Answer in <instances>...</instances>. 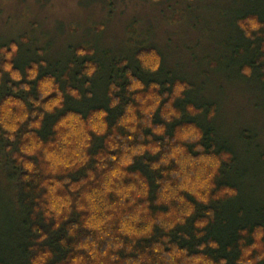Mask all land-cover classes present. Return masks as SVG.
<instances>
[{"label": "trees", "instance_id": "1", "mask_svg": "<svg viewBox=\"0 0 264 264\" xmlns=\"http://www.w3.org/2000/svg\"><path fill=\"white\" fill-rule=\"evenodd\" d=\"M249 2L259 9L233 18L241 40L233 47L237 54L229 67L237 68L247 80L254 78L264 93V0ZM249 21L260 27L253 29ZM24 41L0 44V120L9 100L23 103L29 114L14 134L0 124V170L4 169L12 191L9 200H0V264H33L41 256L48 257L45 264H73L81 257L83 264H264V205L250 209L242 195L240 177L233 172L236 154L218 140L213 128L218 108L197 103L191 97L195 85L189 80L166 75L157 49L140 47L127 57L113 59L107 67L95 60L93 49L76 48L65 67L57 64L51 69L44 58L19 61ZM238 55L242 64L236 62ZM9 64L22 80L15 81L4 71L3 66ZM103 70H107L105 100L96 104L94 81ZM33 71L38 73L35 80L29 79ZM49 81L58 91L42 102L62 93L64 107L45 115L40 129L30 128L39 121L31 113L44 112L31 101L41 102L40 87ZM134 82L143 87L133 90ZM26 85L30 92L23 91ZM178 88L183 89L179 95ZM70 91L78 92L79 99ZM114 101L119 103L113 108ZM100 113H107L103 118L107 131L103 136L89 132L93 139L87 154L93 159L84 167L53 176L47 173L50 162L43 159L42 149L31 156L21 151L31 146L25 136H33L48 148L71 131L56 130L69 116L87 124ZM20 114L13 106L12 118ZM8 135H15V141L7 139ZM112 137L119 146L115 150L108 145ZM139 149L143 153L133 155ZM153 149L159 151L153 153ZM99 155L109 157L103 170L95 167ZM125 157L133 163L124 166ZM21 158L33 163L34 171L26 170ZM117 171L122 175L112 176ZM89 172L95 180H89ZM65 179L71 184L55 196L71 203L54 212L43 185L48 182L49 188L54 187L52 181ZM109 180L111 192L105 188ZM72 184L82 187L72 192ZM89 222L100 223V228L88 227ZM117 244L123 247L117 249Z\"/></svg>", "mask_w": 264, "mask_h": 264}, {"label": "rangeland", "instance_id": "2", "mask_svg": "<svg viewBox=\"0 0 264 264\" xmlns=\"http://www.w3.org/2000/svg\"><path fill=\"white\" fill-rule=\"evenodd\" d=\"M255 8L249 0H0V44L25 38L19 61L44 58L51 69L65 67L76 48L93 49L107 67L140 47L157 49L166 75L194 84L197 103L217 106L213 128L236 154L233 172L247 177L237 183L252 209L264 205V93L229 65L241 40L233 18ZM106 74L94 81L96 104ZM10 189L0 170V200Z\"/></svg>", "mask_w": 264, "mask_h": 264}, {"label": "clouds", "instance_id": "3", "mask_svg": "<svg viewBox=\"0 0 264 264\" xmlns=\"http://www.w3.org/2000/svg\"><path fill=\"white\" fill-rule=\"evenodd\" d=\"M249 23L251 24V27L253 29H257L258 27H260L258 24H256L253 21H249ZM15 51H16V49H15V47H13V52H15ZM8 59L11 60L12 56L9 55ZM3 67H4V71L11 74V78L13 80L20 81L23 79V77L21 76L20 73L13 71L12 65H10V64L4 65ZM157 67H158V64H157ZM153 70H155V69H153ZM94 71H95V69H93L91 72H89L88 75H92V72H94ZM246 71H248V70H246ZM37 74H38L37 72L33 71L30 74L29 79L35 80L37 77ZM142 87H143L142 84L134 82L133 90L140 89ZM15 91H20V89H15ZM23 91L30 92L31 88L26 85L23 87ZM53 91H58V89H56L54 87V83L52 81L44 83L40 87V92L42 94L40 97L41 102H37L35 100L31 101V103H33L37 109L43 108L44 112L43 113H40V112L31 113V115L33 117L39 116V121L30 124L29 125L30 128L40 129L42 126V122L45 119V115L52 114L57 109H63V107H64V96L62 93L59 94L57 98H55V99H53L47 103L42 102V101L46 100L47 97ZM182 91H183L182 88H178L176 94L179 95L180 92H182ZM70 95L79 99V94L76 91H70ZM149 99H153V97H149ZM118 103H119V101H114L112 104V107L113 108L116 107V105ZM158 103H159V100H157V104ZM13 106L20 109V112H21L20 115H16L14 118H12V107ZM129 111H132V110L129 109ZM149 111H152V110L150 109ZM4 113H5L4 119L0 120V124L3 125L4 129H6L9 133H12V134L16 133L18 131L19 126L24 124L29 119V114L27 113L25 105L23 103H18V102L13 101V100L8 101L7 105L4 107ZM106 115H107V113H100L95 118L90 120L87 124H84L82 122L81 118L78 116H69L67 119L62 121L57 126L56 130L59 132L61 129L70 128L71 131L68 132L67 135L61 134L59 141L57 143L49 144L48 148H44L43 144L37 143L36 139H34L33 136L28 135V136H25V139L31 141V146L26 145L21 149V151L26 153L27 155L31 156V155H36L38 153V151H40L42 149L43 153H44L43 159L50 162V166L47 169V173H50L53 176H55V175H66L68 172H71V171H74V170H77L81 167L86 166L90 162V160L93 159L92 157H90L87 154V150L92 147L91 141L93 139V137L91 135H89V132H94L97 136H103L105 134V132L107 131V125L105 123H103V118ZM128 124H129L128 120L123 121V126L127 127ZM185 138H187V137H185ZM7 139L12 140L14 142L16 137H15V135H8ZM115 139H116V137H112L108 142L109 148L111 150H115L117 147H119L118 145H116L112 142ZM9 151H11V149H9ZM143 151H144L143 149H139L136 152H134L133 155L142 154ZM152 151H153V153H155V152L159 151V149H153ZM177 151H179V150H177ZM95 159L99 161V163H97L95 165V167L97 169L103 170V168L106 167L104 161L106 159H109V157H106L104 155H99V156H96ZM111 159L114 160L115 157H111ZM20 162L23 164L24 168L26 170H28L29 172L34 171L35 165L33 163L26 162L22 158L20 159ZM122 163L124 166H128V165H131L133 163V160L130 157H125V159L123 160ZM162 163L167 164L168 161L164 160V161H162ZM155 167H159V165H156ZM120 175H122V173H120L119 171L112 173V176H114V177H118ZM88 176H89V180H95V175L93 173L89 172ZM26 179H27V177H26ZM87 182L88 181H83L82 184H86ZM111 182L112 181L109 180L108 184L105 185V188L107 189L108 192L112 191V189L109 187ZM51 183H54L55 186L49 188V183L46 182L43 185V187L48 188V190H49L50 196L45 197V198L50 199L52 201V203H51L52 210L54 212H59L61 208H65V209L68 208L71 201L69 200V201L65 202L63 200H60L55 196V194L58 190L63 189L65 185L71 184V181L69 179H65L62 183L61 182H55V181H52ZM82 184H72L71 185V191L76 192L79 188L82 187ZM134 190L135 189H128L127 191H134ZM121 195H126V193H121ZM85 199H87L88 201L91 202L94 200V197L93 196H85ZM81 210H84L83 207L81 208ZM92 220L95 221L96 217L94 216L92 218ZM87 226L90 228H93V227L94 228H100V223L89 222V224ZM56 227L59 228L60 224H57ZM169 227H171V226H169ZM150 230L151 229H149V231ZM100 239H103V236H101ZM81 247L87 249L88 245H81ZM111 247H112V245H109V248H111ZM115 247L117 249H119V248L123 247V245L117 244ZM129 251H131V249H129ZM91 255L93 256V259H97V255L95 253H91ZM104 256H108V252H105ZM47 258H48L47 256H41L38 260L34 261L33 264H45V261L47 260ZM111 259L116 260V259H118V257L112 256ZM73 264H83V257L75 260L73 262Z\"/></svg>", "mask_w": 264, "mask_h": 264}]
</instances>
